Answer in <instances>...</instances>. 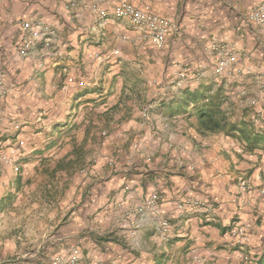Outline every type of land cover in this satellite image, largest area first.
<instances>
[{"label":"crops","instance_id":"obj_1","mask_svg":"<svg viewBox=\"0 0 264 264\" xmlns=\"http://www.w3.org/2000/svg\"><path fill=\"white\" fill-rule=\"evenodd\" d=\"M117 1L0 0V37H10L6 39L10 45L16 39L17 58L7 63L0 52V75H4L0 148L7 153L17 146L20 166L15 172L0 162V218L19 207L13 200L50 188L40 173L24 177L30 164L44 161L40 157L44 153L38 152L52 149L49 156L56 165L67 163L79 147L104 145L105 150L113 145L124 152L118 159L121 165L115 166L112 155L101 151L93 154L96 165L91 177L79 179L67 168L52 174L54 181L60 180L59 186L53 185V191L60 189V196L55 197L52 216H44L46 222L40 226L48 228L56 242L53 253H41H50L58 264H239L231 234L236 222L247 225L253 246L264 241V153H245L223 134L199 132L193 116L176 109L182 91L174 87L173 93L160 88L146 96L152 101L150 109L141 111L126 101L129 96L121 91L123 85L117 88L122 72L112 71L115 60L110 55L119 53V37L142 38V31L129 19L114 16L93 28L96 10L111 11ZM126 1L149 4L178 23L179 32L155 47L163 49L156 60L166 66V79L173 81L179 71L186 70L183 90L206 83L203 71L197 72L205 67L204 60L214 62V54L218 58L224 49L222 56L229 57L230 63L226 74L234 73L231 77L237 79L231 84L247 100L242 106L252 109L264 126V23L246 19L251 5L263 0ZM227 19L231 22L222 30ZM21 21L48 27L24 53L19 51ZM182 35L202 38L206 57L200 63L190 61V50L179 56ZM214 40L220 42L218 46ZM118 63L121 68L126 65V61ZM191 79L198 82L188 83ZM225 94L226 106L231 105L227 90ZM112 110L121 114L115 118L120 128L116 135L123 139L109 134ZM104 128L109 135L102 145ZM242 177L251 184V191L240 189ZM150 195L157 197L156 212H139V205ZM164 220L167 227L161 225ZM16 242L20 243L15 237L0 239V243ZM245 251H251L250 245ZM71 258L75 262H69Z\"/></svg>","mask_w":264,"mask_h":264},{"label":"rangeland","instance_id":"obj_2","mask_svg":"<svg viewBox=\"0 0 264 264\" xmlns=\"http://www.w3.org/2000/svg\"><path fill=\"white\" fill-rule=\"evenodd\" d=\"M141 5H148L153 12L158 13L155 10H153L151 5L149 4L144 3V4H139L138 6H141ZM252 6L253 5H251V7ZM99 9H104V8H99ZM94 20H95V15H94ZM230 22L231 21L228 19L224 20L222 23L221 29L224 30L226 28V25L229 24ZM136 32L138 34V31ZM140 33H141V30H140ZM197 37L194 35H182L179 41V44L177 45V48L181 50L179 53V56L182 55L181 53L184 52L183 50L185 49L190 50V52H187V53L190 56V61L192 63H197V62L200 63V61H202V58L206 57V55L202 52V47H201L202 42L200 41L201 37L200 38H197ZM6 39H10V37H7V35L5 37H0V52L3 55H5V57L8 58L7 63L10 61L16 62L17 58L14 55V50H13L16 39L11 42V45H10V40H6ZM146 40L147 39L145 37H142V38L137 37V39H134L131 36L122 35L121 37H119V42H118L121 45V49L117 48L119 50V53L118 51H115L114 53L110 55L111 60H115V63H113L115 64V67L112 68V71L120 70V72H122L120 74L122 83L121 84L118 83L117 88H119L120 85H123L121 91L126 92V95L129 96L126 101L128 102L129 100H131V103H134L135 106H138L141 111H143L144 109L145 110L150 109V105L152 104V101L146 98V96L148 97L151 96L152 93L156 91V89L160 90V88H163L164 92L166 93L167 92L173 93L174 89H171L172 87L175 88V91L183 90V86L177 87L174 85L173 82H171L172 79H169V78L166 79L164 77L167 72L166 66H164L163 68V65H162L163 61L161 59L156 60L157 58L160 57L158 52L162 51L163 49L155 48V47H161L163 46L164 43L162 45H156L154 43L148 44V42L146 43ZM215 41L219 42L218 40H215ZM170 53L171 54H169V56L170 55L171 56L169 58H172L173 54L172 52ZM188 55L186 56L187 58H188ZM214 56H215L214 62L210 60H204L205 67L203 68V70L199 69V71L197 72L198 73L197 75H199L203 71V81H206V83L208 81L210 82L213 81L215 83L222 82L224 85V88L227 90L228 94L230 95L232 99L231 100L232 109L236 113L239 114L242 107H247V106H242L245 101L247 102V100L242 97L243 95L241 93H239L240 91L237 89V86L235 84H231L233 83L234 80L236 81L237 79L236 77H235L236 79L232 78L234 76V73L231 72L230 74H226V73L220 74L216 71V62H217L216 53L214 54ZM119 60L126 61V65H125L126 67L123 66L121 68L120 66L121 64L118 63ZM206 63L209 65L206 66ZM180 67L186 68L187 66L180 65ZM198 68L194 67L193 69H198ZM1 69L2 68L0 67V74L2 73ZM3 76L4 75H0V81L4 79ZM133 79H135V81H133ZM136 80L138 81V84H136L137 82ZM196 81L198 82V80ZM196 81L194 80L192 81L191 79V81H188V83L196 82ZM236 83H239V82H236ZM237 85H241V83ZM140 93L142 94V96ZM111 94H114V91H112ZM236 103H239V105H235ZM248 104L250 103L248 102ZM121 109L122 108L118 107V110H121ZM118 115L120 116L121 114H118L116 111L112 110V116L109 120L112 123L109 134L112 136L120 132V128L116 126V119H115V118H118ZM44 118H47V116H45ZM122 124L126 126L125 124L128 125V122L124 121ZM18 125L19 124H16V127ZM102 131L103 132H101L100 135L102 137L101 144L103 145L104 140H106L103 138L107 137L109 134L107 132V129L102 130ZM117 137H120L122 139L124 138L123 136H117ZM42 138L44 139V137L41 136L40 139ZM134 142L135 141H133L128 147H131L134 144ZM11 147H14V146H11ZM103 147L100 146L98 147V149L93 148V147L89 148L87 146L79 147L72 153L73 158L69 159L67 163H56V165L51 162L52 156H49L52 149L48 150L49 148L46 147L48 149L46 148L42 149V150L46 149L45 151L38 152L39 154L44 153V156L42 155L40 156V157H43L44 161L43 160L40 161V164H33V163L30 164L29 174H25L26 176L24 175V177L32 178L34 177V175H37L38 173H40L44 176L45 180L47 181L46 184L50 185V188H45L46 192L40 191V189L36 190V192L34 193L30 191L29 192L30 196L21 197L18 201L13 200L16 206H19V207L15 211L10 209L11 213L5 212V215L2 218H0V239L2 238L11 239L12 237L13 238L15 237L17 241H20V243L18 242L14 243L13 244L14 246L12 244L0 243V253L2 251V254H0V264H58V260H55L49 257L51 255L50 253H53V250L51 249V247H53L54 243L56 242L54 241L55 236L54 235L50 236L49 235V233H51L50 230L48 228L40 226V224H43L46 222L44 216L46 218H48L49 216H52V213L54 210L53 204H56L55 197H58V195L60 196V193L58 192L59 188L53 191L54 190L53 185L57 184V186H59L60 180L54 181L52 178V174H54V172L57 170L65 171V168H67V170L71 169L73 172H76L79 179L82 178V175H84V177L85 176L91 177V175H93L92 170H95L93 166L96 165V158H94L96 156L93 157V154L94 153L99 154L101 153V151L109 152L115 161V164H116L115 166L119 165L120 163L118 159L119 157H121V154H124V152H121L120 150L121 148H118V147L114 148L113 145H111V147L110 146L106 147L108 148L107 150L106 148L104 150ZM125 147H126V149L124 148L125 152H128L127 146ZM15 148L17 149V157H18V154H19L18 147L16 146ZM9 151L10 149L8 150L7 153H9ZM0 152L6 153L2 151L1 148H0ZM117 153L119 154V156L116 157ZM105 155L106 153L103 156ZM17 162H18V158H17ZM32 187H34V185L31 187L27 186L28 189L29 188L32 189ZM48 189H50L51 192H49ZM61 200H62V197L61 198L59 197L58 201H61ZM34 204L39 205V207L34 206ZM66 216H67V213L66 214L64 213L63 219ZM10 225L11 226L15 225V228H11ZM7 233H8V236L6 235ZM41 234L44 236L42 237ZM17 236H19L20 239H18ZM44 238L45 240H43ZM249 242H250V239H249ZM251 247H252V244H251ZM3 251H6V254H4ZM42 251L44 252L52 251V252H50L49 254H45V253H41Z\"/></svg>","mask_w":264,"mask_h":264},{"label":"built area","instance_id":"obj_3","mask_svg":"<svg viewBox=\"0 0 264 264\" xmlns=\"http://www.w3.org/2000/svg\"><path fill=\"white\" fill-rule=\"evenodd\" d=\"M110 16L120 19H129L135 26L141 29L143 37L156 45H162L169 35L179 32L180 30L176 21L153 12L148 5L138 6L126 0L117 1L111 11L98 9L95 14L93 28L102 27L104 22ZM246 19L249 22L257 24L264 23V0L253 5L247 10ZM20 29L22 30V39L19 51L22 53H24V51H28L32 47L34 39L39 37L41 32L46 33L48 31L47 26L36 28L30 21H21ZM212 42L214 46H218L217 41L214 40ZM223 50L224 49H222L221 53H219L216 62V71L220 74L229 73L228 69L230 67L229 57L222 56ZM185 76L186 70H181L172 82L175 86L182 87L184 85ZM251 103L254 102L252 101ZM0 162L11 166L12 169L17 172L19 170V164L17 162V149L15 147H11L9 153L7 154L0 152ZM251 188V184L248 182L247 178L242 177L240 180V189L242 191L249 192L251 191ZM259 191L262 192L263 189L260 188ZM156 202L157 197L155 195H150L139 205L138 211L142 212L145 209H150L156 212ZM194 204H198V202H194ZM161 225L167 227L168 221H162ZM231 234L233 237V244L237 247L236 253L239 264H248L251 260V254L250 252L245 251V247L249 244L247 225L241 222H236L231 229ZM193 259L196 260L197 257L194 256ZM69 262H75V258H71Z\"/></svg>","mask_w":264,"mask_h":264},{"label":"trees","instance_id":"obj_4","mask_svg":"<svg viewBox=\"0 0 264 264\" xmlns=\"http://www.w3.org/2000/svg\"><path fill=\"white\" fill-rule=\"evenodd\" d=\"M223 83L202 82L195 88H186L177 99L176 109L193 116L201 133H218L237 142L245 153H264V126L254 111L242 107L240 117L226 106ZM251 247V243L249 242ZM248 264H264V241L251 247Z\"/></svg>","mask_w":264,"mask_h":264}]
</instances>
